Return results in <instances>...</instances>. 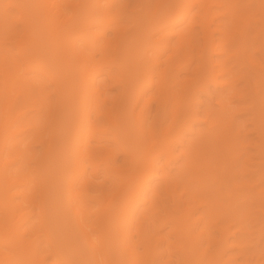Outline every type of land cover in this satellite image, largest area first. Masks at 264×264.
<instances>
[{"label":"bare ground","instance_id":"6f19581e","mask_svg":"<svg viewBox=\"0 0 264 264\" xmlns=\"http://www.w3.org/2000/svg\"><path fill=\"white\" fill-rule=\"evenodd\" d=\"M19 2L9 0L12 6ZM18 7L22 14L18 22L25 34L16 42L26 72L47 76L57 102L48 137L42 119L9 134H24L25 148L33 140L43 149L33 171L37 189L28 173L19 172L25 149L14 150L19 167L11 172L12 161L4 160L7 140L0 145V210L4 218L0 264H49L48 256L71 264L53 243L48 228L51 156L61 135L58 116L67 95L78 99L73 126L68 129L73 131L74 170L67 182L68 204L94 264H156L163 255L176 257L177 264H264L262 258L246 255L245 240L237 235L233 219L237 199L250 197L261 204L264 190L236 182L239 173L233 171L236 158L232 153L240 149V142L232 144L231 130L222 133L224 98H217L215 117L207 116L206 130L187 147L177 177L171 181L162 178L149 199L141 198L148 182L159 176L157 162L163 159L169 165L175 160V145L200 90L210 84L224 93L233 90L231 66L236 64H244L264 82V67L247 51L250 43H256L264 64V0H138L131 8L118 5V0H27ZM6 21L5 16L0 20L4 22L0 23V40L8 33L4 32L10 26ZM62 51L75 59L77 84L56 71ZM4 64L7 94L11 75L16 77L17 70L10 61ZM17 81L19 95H36L28 80L18 76ZM113 88L117 95L110 97L109 103L107 95ZM17 98L13 108L19 104ZM34 103L45 116V99H34ZM1 104L0 120L7 113L8 99ZM153 104L154 114L149 119ZM25 115L14 114L9 123L13 125ZM256 115L255 131L264 140V95L259 98ZM110 138L130 159L129 169L112 165L115 156L101 144ZM86 165L92 170L89 175ZM102 165L120 184L113 193L92 196L90 186ZM186 175L192 176L190 182ZM210 179L216 185L213 190ZM137 198L148 204L140 216L154 218L158 231L148 225L136 226L133 207ZM90 202L97 204V209L88 215L82 205ZM27 207L32 210L19 213ZM35 217L40 218L51 243L52 251L44 256L29 239L34 224L25 225ZM164 229L163 235H156ZM161 245L166 249L159 253ZM230 250L236 257H229Z\"/></svg>","mask_w":264,"mask_h":264},{"label":"rangeland","instance_id":"374dc122","mask_svg":"<svg viewBox=\"0 0 264 264\" xmlns=\"http://www.w3.org/2000/svg\"><path fill=\"white\" fill-rule=\"evenodd\" d=\"M137 2L138 0H118V5L131 8L133 5L137 4ZM19 3L20 4L12 6L9 4V0H0V14L2 15L3 12L7 19L6 23L8 22L10 24V26H6L8 23H5V26L8 28L10 27L9 29L11 30L9 31L8 28L5 29L4 32L8 31V33H5L4 39L0 40V109L1 103L4 101L5 97L8 99V105L6 107L7 113L5 117L0 120V127L4 125L0 129V145L4 140H7L6 147L4 148V152L6 153L4 160L12 161L9 166L11 172H17L19 167L18 161H16L18 155L14 150H18L19 148L25 149L23 153L24 166L19 172L28 173L34 181L36 186L35 189H37L38 179L33 175V171L37 167L36 162L43 155V149L33 140H31L30 144L28 143L27 148H25L26 143L24 144L23 141L24 134H17L14 137H11L9 134L12 131L20 130L21 127L28 123L42 119V125L47 135L46 137H48L51 132L49 122L55 115L54 109L57 102V95L54 91V85L47 76L35 72H26V64L19 54L17 42L22 40L25 34L22 25L18 22L22 15L18 6L27 3V0H20ZM138 9L139 7L133 10ZM4 16H1L0 20H2ZM183 25L184 23L176 26L175 30L180 29ZM247 51L252 55V59L256 63H260V66L264 67L259 54V47L256 43L253 45L250 43L247 46ZM67 54L68 53L65 51L59 53V59L55 66L56 71L60 72L61 76L63 75L65 79L67 78L66 80H69V83L77 84L79 81L77 77V64L75 59ZM5 61H10L13 68L17 70L16 77L14 74L11 75V81L13 82L14 79L15 82H11V90L7 94L4 71L2 70ZM231 73L234 75L233 90L224 93L220 91L219 87L210 84L206 90H200L194 96L186 125L182 128L179 142L174 148L175 160L169 165H166L163 159L157 162L156 165L160 167L159 176L152 178L148 182L145 193L141 198L144 196L149 199L150 196L153 195V189L158 187L162 182V178L166 181H171L177 177L179 174L178 168L182 165V160L188 154L189 150L187 147H189L199 134H202L206 130L207 116L211 118L215 117V113L219 108L216 103L218 97L224 98L223 101L225 104L222 114V117L225 118L221 125L222 133L231 130L233 134L232 144L237 146L236 142H240V149L236 150L238 147L235 148L233 146L235 149L232 153V156L236 158V166L233 164V171L239 173V178H237L236 182H244L251 187L257 186L258 190H264V175L260 173H264V140L258 137L254 124V119L257 117L256 111L259 107V98L264 95V82H261L256 74L248 71L244 64L232 65ZM18 76H22L23 79L28 80L29 86L36 91V95L32 93L27 98L23 95H19ZM181 76L185 75L181 74ZM243 76H247V78L243 79ZM102 77L103 76L100 78ZM193 77L194 75L191 76V78ZM234 94H237V97H235ZM116 95L117 89L113 88L109 90L107 95L109 103L111 102L110 97L114 99ZM41 97L44 98L47 103V112L43 117L42 113L34 106V99H40ZM16 98L19 104H16L13 108L12 106ZM154 107L155 105L153 104L149 119H151V116L154 114ZM77 108L78 99L67 95L65 106L58 116V126L62 131L58 138L57 145L54 148L53 155L51 156L52 164L50 165V176H52V183L50 185L51 192L48 197V228L51 233L50 235L53 236L51 237L53 243L55 241L64 255L67 258L69 257L68 259L71 264H94L89 249L75 226L66 191L69 177L74 173L72 146L73 131L69 132L68 129L73 126L72 117ZM21 113L26 115L13 125L9 123L14 114ZM92 143L96 142L92 141ZM101 144L111 150L115 156L112 165L123 169L130 168L128 164L130 159L123 156L122 152L111 138L110 140H102ZM93 147L96 148V144H93ZM2 163L3 162L0 164ZM223 165L224 164H222V166ZM85 167L86 175H89L92 170L90 166L86 165ZM191 179V175L185 176L187 182H190ZM209 183L210 189L213 190L216 185L213 184L211 179ZM1 184L0 181V186ZM119 184L120 181L118 179H113L111 174L106 172L105 166L102 165L98 177L91 183L90 195L99 196L103 191L113 193L118 188ZM19 189L20 188H17V191H19ZM36 198H39L37 191ZM18 200L19 198L16 197L15 201L17 202ZM158 204L160 203L158 202ZM147 206V203H142L141 200L137 198L133 207V218L137 221L136 226L148 225L152 229L157 230L158 222L155 221L154 218L149 215L148 218H142V216H140V214L147 209ZM233 207L237 210L235 214L236 218H233L238 230L237 235L242 236L245 240L246 255L262 258V262H264V203L259 204L250 197H242L233 203ZM96 209L97 204L93 202L82 205V210L88 215ZM157 209H160V206ZM30 210H32V208L27 207L19 211V213H27ZM2 216L0 210V225H3L4 222ZM32 223L34 224V231L30 233L31 236L29 239L38 246L41 256H44L49 253V251H52L51 243L46 236V230L42 227L40 218L35 217L30 223L27 222L25 225L28 226ZM166 230L167 229L159 230V233L156 235L161 236ZM231 240L232 238H230V241ZM231 243L234 244L235 241L232 240ZM164 249H166V245H161L158 248V252L161 253ZM139 251L143 252V249L140 248ZM228 253L229 257H236L234 250H230ZM162 257L156 260V264H177L176 257L174 256L168 257L167 255H163ZM46 261L49 264H66L58 260L57 257L52 256H48ZM239 261H241L240 258Z\"/></svg>","mask_w":264,"mask_h":264}]
</instances>
